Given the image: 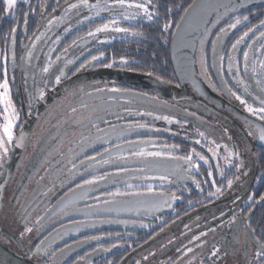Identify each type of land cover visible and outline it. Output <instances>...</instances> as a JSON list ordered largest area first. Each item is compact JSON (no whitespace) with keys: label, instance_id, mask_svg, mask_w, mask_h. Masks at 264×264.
Listing matches in <instances>:
<instances>
[{"label":"flooded vegetation","instance_id":"af4514ba","mask_svg":"<svg viewBox=\"0 0 264 264\" xmlns=\"http://www.w3.org/2000/svg\"><path fill=\"white\" fill-rule=\"evenodd\" d=\"M79 1L41 14L33 32L23 26L22 38L17 32L0 52V82L7 80L18 103L17 133L21 99L28 113L79 72H135L99 51L113 42H105L104 32L75 36L112 17ZM243 18L225 16L211 28L197 54L203 87L183 82L177 101L101 79L54 101L3 192V248L22 264H118L163 235L126 264H264V244L253 232L259 205L253 193L264 178L258 158L264 148L254 145L253 123L264 124V30L249 25L241 32L237 21ZM167 83L180 86L175 77ZM205 139L219 149L218 158ZM29 158L22 179L18 174ZM111 202L130 203L102 208ZM145 231L152 235L139 244Z\"/></svg>","mask_w":264,"mask_h":264},{"label":"water","instance_id":"95a60500","mask_svg":"<svg viewBox=\"0 0 264 264\" xmlns=\"http://www.w3.org/2000/svg\"><path fill=\"white\" fill-rule=\"evenodd\" d=\"M263 6L264 0H194L184 11L177 23L169 43L170 65L176 81L180 83L179 87H175L161 79L142 73L103 68L88 72H79L68 81L57 84L39 98L28 113L24 101L21 99L22 126L0 170V202L7 183L16 175L18 167L21 165L24 152L26 151V143L41 114L62 95L71 91L72 88L76 86L90 83L89 81L95 79H101L124 83L125 85L151 92L161 98L177 101L179 99L178 96L182 95L186 90L183 82H200L198 87H203L201 83L203 81L198 71L197 54L209 31L217 24L218 20L225 16ZM214 64L216 63L214 62ZM233 83H236L235 88L241 93L243 89L239 86V82ZM253 123L257 130L254 145L264 148V138H262L264 137V124L257 120H253ZM30 159L31 158L24 163L22 170L18 174L22 179H25L29 174L30 169H28V166L31 161ZM181 171L184 172L183 170ZM181 174L183 175V173ZM172 176L175 177L174 174ZM140 200L142 201L143 199ZM128 203L130 202H124L122 206H117L118 202H111L109 205L103 206L102 208L116 206L124 208L123 205ZM83 217L84 216L80 218ZM162 237L163 235L157 236L141 245L125 256L118 264H126L131 256L143 251L157 239H161ZM255 244L261 251L263 250L258 242L255 241ZM0 262L5 264H22L18 262L16 258H13L1 244Z\"/></svg>","mask_w":264,"mask_h":264},{"label":"trees","instance_id":"16d2710c","mask_svg":"<svg viewBox=\"0 0 264 264\" xmlns=\"http://www.w3.org/2000/svg\"><path fill=\"white\" fill-rule=\"evenodd\" d=\"M68 0H17L14 9L6 10L5 0H0V52L7 51L14 38V35L26 27L28 33L34 31L44 15L54 12L58 7ZM148 16L126 23L128 29L134 33L132 37L120 38L109 44L103 45L99 50L109 60L126 61L125 68L149 75L165 82L174 81V76L169 60V43L172 33L182 17L184 11L194 0H141ZM43 16H42V15ZM244 16L240 22V31L248 30L249 25L257 29L258 33L264 30V6L245 10L238 13ZM247 18V19H245ZM92 22V27L98 22ZM87 26V25H86ZM84 26L77 29L75 36L82 37L88 30ZM18 39L22 38L19 33ZM21 36V37H20ZM18 44L17 47H19ZM19 125L17 126V128ZM260 161L264 160V151L258 155ZM264 172V161L260 164ZM253 197L259 201L258 213L254 219V225L258 226L253 230L258 240L264 244V178L257 184ZM139 237V244L145 242L152 234L147 233ZM131 247L126 248L128 251ZM118 259L110 261L116 264Z\"/></svg>","mask_w":264,"mask_h":264},{"label":"rangeland","instance_id":"374dc122","mask_svg":"<svg viewBox=\"0 0 264 264\" xmlns=\"http://www.w3.org/2000/svg\"><path fill=\"white\" fill-rule=\"evenodd\" d=\"M81 6L84 7H88V5L92 6H99L101 7V11L103 14H110L112 17H110L109 19H105L104 21L98 22L95 25H93L91 28H89L84 35H91L94 34L96 32H104L103 34L105 36H108V38L105 40V42L107 41H111L114 39H120V38H126V37H132L134 36V33L132 32L131 29H128L126 26H124V24L126 23H131L133 20L136 19H141L144 16H148L149 12L147 11V6H146V11L145 8H136V7H128V5H136V4H142L141 0H124V6H121L120 4L117 3V0H81L79 1ZM145 5V4H144ZM62 6V5H61ZM145 7V6H144ZM59 8V7H58ZM57 8V9H58ZM14 9V8H13ZM56 11V10H54ZM105 25H107V28H105ZM117 28H122V29H126L127 31H116ZM97 29H104L102 31H97ZM112 61H117L118 63H121L122 61L120 60H112ZM121 64L125 65L124 62H122ZM3 82H0V84H2ZM8 90H9V86H8ZM4 90L0 89V93H2ZM9 97L12 101V105L15 109V113H16V118L14 119V124H15V128L13 130V140L15 139V136L17 134V130L18 128L16 127L18 121H19V110H18V103L17 105L15 104V100L12 98L11 92L9 91ZM4 105L0 104V126H2L6 121L4 119L5 117V112L3 111ZM11 111V109H10ZM0 135H3L2 131H0ZM206 143L204 142V146L207 149V146L210 145L213 149V155L215 156V158H218V154L217 151L219 150L218 148H216L214 146V144L208 140H206ZM13 142V141H12ZM11 143H7L5 142V147L8 149L7 153H5L3 151V149H0V165L1 162L4 160V158L6 157V155L9 153L10 151V147H11ZM181 146V145H180ZM184 152L188 153V155H195V157L200 158L201 156H199L195 151L189 149L188 147L184 146ZM211 150V149H209ZM223 154V151L221 152ZM224 155V154H223ZM226 158L225 156H220V158ZM230 158H227V160H229ZM217 194V193H214Z\"/></svg>","mask_w":264,"mask_h":264},{"label":"snow or ice","instance_id":"6c2138e0","mask_svg":"<svg viewBox=\"0 0 264 264\" xmlns=\"http://www.w3.org/2000/svg\"><path fill=\"white\" fill-rule=\"evenodd\" d=\"M16 3L17 0H5V4L7 6L6 10L13 9ZM117 3L120 4L121 6H124V0H117ZM72 7H76V5H72ZM128 7L143 8L144 5L136 4V5H128ZM238 23H240V21H237V24ZM230 27L234 28L236 27V25L233 24ZM105 28H107V25H105ZM102 30L104 29H97V31H102ZM116 31H127V30L122 28H117ZM245 58H247V54H245ZM122 62L126 63V61H122ZM0 89L4 90L2 93H0V104L4 105L3 111L6 114L4 117L6 122L2 126H0V131H2L3 133V135H0V149H3V151L7 153L8 149L5 147V142L11 143L13 141L14 138L13 130L15 128L14 119L16 118V113L12 105V101L9 97L8 82L6 79L2 84H0ZM249 111H253V110L249 109ZM259 111L264 112V108H261ZM201 159H203V157H201ZM229 184H231V181H229Z\"/></svg>","mask_w":264,"mask_h":264}]
</instances>
